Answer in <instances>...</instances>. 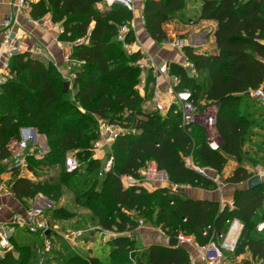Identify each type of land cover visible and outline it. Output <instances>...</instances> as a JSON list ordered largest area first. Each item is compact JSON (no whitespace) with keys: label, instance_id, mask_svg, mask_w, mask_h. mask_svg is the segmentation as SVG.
I'll return each instance as SVG.
<instances>
[{"label":"trees","instance_id":"trees-1","mask_svg":"<svg viewBox=\"0 0 264 264\" xmlns=\"http://www.w3.org/2000/svg\"><path fill=\"white\" fill-rule=\"evenodd\" d=\"M106 1L40 0L33 5L35 20L50 14L52 21L64 28L60 39L72 45L70 58L77 64L72 67L76 92L73 98L70 89L65 93L66 81L53 63L29 53H16L10 59L13 78L0 93V161L9 158L8 145L12 139L20 138L23 127L34 128L46 137L55 151L40 162L58 165L62 178L73 176L65 171L67 153L83 146L80 156L88 157L89 164L87 168L80 167L84 180L78 188L83 191L76 197V204L93 213L91 220L95 228L89 229V234L102 231L134 233L139 221H145L151 214L150 203L156 201L159 210L165 213L159 217L164 228L173 230L181 224L180 230L194 236L201 246L210 241V236L203 235L208 226L223 233L228 229V220L239 219L244 228L234 256L249 251L252 260L243 264H264V232L258 231V225L264 222V183L253 190H236L235 209L221 210L219 202L194 200L186 195L185 186L215 190L216 184L186 168L182 158L193 153L199 167L209 168L219 176L230 160L243 162L247 127L245 118L237 112L242 113V106L246 110L249 91L264 87V0H202L201 19L217 22L218 53L202 55L191 47L184 48L198 74H205L202 80L199 76V79L190 77L181 65L170 63L171 73L182 79L177 92L188 90L198 104L206 101L218 106V131L223 139L218 150L209 146L204 127L195 125L186 133L179 127V116L145 111L148 98L142 97L137 90L141 71L136 63L142 55H130L125 49V44H133L136 40L133 13L119 3L108 6ZM100 4L107 7L100 10ZM184 4V0H145L142 14L145 28L156 43L168 42L170 37L165 27ZM122 25L130 27L125 44L117 39ZM79 40L82 42L78 43ZM97 117L110 123L126 124L136 131V134L115 141L112 145L113 169L103 175L104 163L93 159L92 151L99 138ZM34 160L29 157L27 168L37 175L31 163ZM151 161L167 174L170 187L152 193L138 188L124 189L120 177L138 175ZM249 161L252 165L259 162ZM13 170L18 176L13 193L19 200L34 199L49 185L19 177L21 168ZM83 171L96 172L103 181L91 180L89 173ZM253 176V170L243 164L226 183L239 186ZM174 186L178 187L177 191H173ZM117 208H122V212H117ZM51 214L55 221L76 216L61 208L52 210ZM251 229L254 232L249 236ZM177 235L173 232L169 238ZM57 238L63 243L62 250L55 256L47 255L45 264H100L96 258L72 250L62 237ZM108 244L110 259L107 264H130L131 261L136 264H190L191 261L187 249L158 244L151 245L139 256L135 237L121 236ZM43 246L34 243L38 252ZM15 251L0 258V264H28L34 255L29 244L15 247Z\"/></svg>","mask_w":264,"mask_h":264},{"label":"built area","instance_id":"built-area-1","mask_svg":"<svg viewBox=\"0 0 264 264\" xmlns=\"http://www.w3.org/2000/svg\"><path fill=\"white\" fill-rule=\"evenodd\" d=\"M115 3H119L126 7L133 14L137 12L135 0H107L106 4L112 6ZM33 4L30 0H17L16 3V14L17 16H25L27 22L32 25H39L47 31H56L58 34L64 33V28L61 24L54 23L52 19H41L35 20L32 16ZM143 18V16H142ZM39 21V22H38ZM5 27H8L7 25ZM130 31L128 25H122L119 29L118 41L125 44L126 36ZM8 31L4 33V38L0 43V92L1 88L13 78V74L10 68V59L16 54L18 47H16L12 42L9 41L8 36L6 37ZM82 40H79L78 43H81ZM169 48H175L176 50H184L187 47L186 43L182 40H168ZM125 49L128 54L132 55L135 53H140L142 55L141 59L136 63L138 68L141 71V80L142 86L144 87L148 73L151 72L152 75L157 77H162L169 83V88L171 92L172 100L165 98L161 92L157 90L153 97L155 111H158L162 114L172 113L175 116H179L180 129L186 133H190L191 129L199 124L203 123L206 130V135L208 138V144L213 150H218L221 146L220 135L218 132V112L219 108L216 104L203 101L199 103L203 108H200L199 104L192 98L191 92L186 90L183 92H177L176 88L181 85L182 79L175 74L171 73L170 63L161 62L156 64L152 56L148 51L141 45V43L136 40L133 44H125ZM72 51V50H71ZM72 53V52H71ZM70 54L65 56V63L67 64V72L71 74L73 61L70 58ZM151 61V62H150ZM183 69L187 72L190 77L197 78L198 71L195 64L186 56L183 57V62L181 63ZM60 71V69H59ZM61 72V71H60ZM76 75L72 73L69 77L70 82L75 79ZM158 88V87H157ZM250 98L258 100L264 104V87L261 86L256 90H251L248 92ZM99 121V138L94 143L93 146V158L104 153L103 157L105 158L104 164V173H109L112 171L114 166V156L112 154V145L119 138L126 137L132 134H136L134 129L128 128L126 124L120 123H110L108 121L98 120ZM28 137H31L30 133ZM32 138V137H31ZM30 138V139H31ZM26 146V144L24 143ZM194 146V144H193ZM106 151V153H105ZM102 157V158H103ZM186 168L196 171L197 173L203 175L205 178L212 180L216 184L215 191L219 192L221 195L224 192V186L219 183V175L216 178L209 176V168L199 167L193 158V153L189 155L182 156ZM98 160V159H95ZM104 160V159H103ZM14 167L24 168L26 167L25 158L15 161ZM76 168V165L75 167ZM254 176L258 175L264 181V167H258L254 171ZM121 183L124 189L129 188H142L143 185H149L158 188H168L170 183L165 172L161 171L158 168V165L155 161L149 162L138 175H123L120 177ZM163 185V186H162ZM184 190L193 189L190 185L183 187ZM178 187L174 186L173 191H177ZM6 192L5 185L0 182V195ZM220 208H229L231 211L235 209V201L220 199ZM11 226L19 225L27 229L29 233L41 235L45 241L43 249L39 252L41 257V263H43L46 255L52 253L55 248L54 235L61 236L71 247L72 250H75L74 245L72 244V239H80L88 231H77L74 233H60L56 225L52 224L47 218L44 209L35 207L28 208L23 214L15 213L12 219L9 222ZM138 229L145 226L144 220H140L138 223ZM228 229L223 233H219L213 226H208L203 231L205 237L210 236V241L208 244L201 246L196 242L194 236H190L186 233L179 232L177 239L179 241L180 247L187 249L190 253L195 252L198 257L202 260L204 264H224L225 258L223 256L224 252L235 254L240 237L244 228L242 222L237 219H231L227 221ZM51 231V237L46 235L47 231ZM11 231H13L11 229ZM258 231L264 232V222L258 225ZM50 233V234H51ZM100 233V232H99ZM102 236L108 237L112 235L113 238L120 236H128L130 238L134 237V233H125L119 234L116 232L102 231ZM168 239H170L168 237ZM14 251V247L10 242L9 237L4 231V226H0V258L4 259L7 254ZM191 255V254H190ZM190 264H198L196 259L191 258Z\"/></svg>","mask_w":264,"mask_h":264},{"label":"crops","instance_id":"crops-1","mask_svg":"<svg viewBox=\"0 0 264 264\" xmlns=\"http://www.w3.org/2000/svg\"><path fill=\"white\" fill-rule=\"evenodd\" d=\"M30 1L34 5L40 0H30ZM184 1H185L184 7L176 13L174 18L165 27L168 32V36L170 38L172 37L178 38V36H181L179 39H182L186 43L187 47L193 48L199 54L215 55L216 53H218V47L216 45V38H215L217 22L201 19V8L203 5L202 0H184ZM144 2L145 0H135V5L138 10L135 14H133L134 20L132 22V26L133 29L135 30L136 38L141 43V45H143V47L148 51V53L152 56L156 64H158L159 61L161 60L160 62L177 63L181 65V63L183 62V57L185 55L184 50L177 51L176 49L167 47L166 45H164V43L158 44L148 34L145 28L144 20L142 18ZM16 3L17 0H0V43L4 38L5 35L4 33L8 31L6 37L8 36L9 41L12 42L16 47H18L16 53L30 52L32 53L31 55L32 57H38L39 59H42L45 62L53 63L58 69H60L61 73L64 76L66 75L68 76L69 75V73L67 72L68 66L65 63L64 59L66 55L72 52L71 45L69 43L61 42L60 41L61 39L59 38L60 35L56 31H50V32L43 31L41 27L37 25L29 24L25 16H17ZM140 10L141 12H139ZM6 25L8 27H5ZM148 76L149 77L147 84H150L151 91L153 92L154 91L153 78L155 77H153L151 72L148 73ZM150 78L152 79L151 81ZM155 80L157 81V84H159L158 85L159 91L163 94L165 98H168L167 101L172 100L173 97L171 96L169 83H167V81L162 77H157L155 78ZM22 130L23 129H21V131ZM29 133L33 140L32 143H30V145L32 144L35 148L37 146L41 147L43 145L44 148L48 150L46 137L38 134V132L37 135L34 136L32 132L26 131L24 133L25 136L23 137L20 133L22 140L24 138V142L26 141L29 142V140L31 141V139H29L28 137ZM21 137L18 140L12 139L10 141L8 145V151L10 154L9 158L2 162L0 161V182H3L6 188V192L0 195V226L1 225L4 226V231L6 235L9 237L13 247L26 246L28 243L29 244L31 243V239L25 235V233L29 234V232L25 227L19 225L11 226V224L9 223L13 215L15 213L23 214L25 210L28 209L30 203H32L33 200H35V202L37 203L35 204L36 207L45 206L43 202L39 199L42 194H39L34 199H24L23 201L17 199L14 196L13 185L15 180L18 178V176L14 175V170H13L14 166L12 160H15L14 157H16V155L14 154H16L17 152L14 153L13 151L17 143L21 140ZM34 155H35L34 151H32V155L29 156H34ZM36 158L38 159L39 157L36 156ZM27 167L28 166L26 165L25 168H21V171L19 172L20 173L19 177L28 178L36 183L37 182L48 183L50 181L51 179L50 177H44V175H41L40 171L38 170H37L38 174L36 175L32 171H30ZM247 168L251 170L250 167L247 166ZM208 174L212 178H216V176L218 175L213 170H210ZM223 174L219 176V183L220 185L222 184L224 186V192L222 194L221 199L228 201L233 199L237 186L225 183L226 178ZM193 189H195L196 191L190 192V194H188L186 190H184V192L188 197L194 200L211 198V194L216 192L215 190H205L202 188H193ZM42 208H44L47 218L56 224L74 222L75 218H77L78 220V217H80L77 214V212L74 211L73 213H75L76 216L73 219L67 221H55L52 218V214H51L52 210L49 209L47 210V208L45 207ZM78 224H79L78 221H76L75 226H78ZM11 229L13 231H11ZM71 230H81V229L77 227L76 228L71 227ZM98 233L99 232H97L96 234ZM54 236L55 237L53 238L55 241V249L52 253L48 254V256L50 257L53 255L55 256L58 253V251L62 250L61 244L63 243H61L60 240L57 238L61 236L59 235H54ZM135 236L136 235H134V237ZM92 237H93L92 234L85 233L82 236V238L78 239L80 242V246H82L83 249L90 248L92 243L89 242L88 239ZM44 241L45 239L42 237L41 242L44 243ZM38 245L39 244L36 243V246ZM152 245H156V244H152ZM158 245H166V244H158ZM14 251L13 253L16 252ZM87 254L88 255H85V257L92 256L90 252ZM190 254H191V258L196 259L198 264H204L194 251L191 252ZM230 256H234V255L231 254ZM39 257H40V253H39ZM246 260H252L249 251H247L245 254L239 257H234L232 261L229 260L227 263L224 262V264H243Z\"/></svg>","mask_w":264,"mask_h":264},{"label":"rangeland","instance_id":"rangeland-1","mask_svg":"<svg viewBox=\"0 0 264 264\" xmlns=\"http://www.w3.org/2000/svg\"><path fill=\"white\" fill-rule=\"evenodd\" d=\"M106 7H107V5H105V4H100L98 6V8L100 10H103ZM136 9H137V7H136ZM139 12H141V10ZM41 19H45V20L52 19V16L50 14H47L44 17H42ZM37 26H39V25H37ZM39 27H41V26H39ZM41 29H43V31L47 32V30H45L43 27H41ZM48 32H50V31H48ZM180 37L181 36H178V38L172 37V40H182V39H179ZM59 38H60V36H59ZM136 40H138V39L136 38ZM61 42H63V41H61ZM63 43H65V42H63ZM164 45L169 47L168 42L164 43ZM71 47H72V45H71ZM172 49H175V48H172ZM177 51H180V50L177 49ZM26 53H28V52H26ZM29 54L32 55V53H30V52H29ZM72 65L77 66L76 63H73ZM72 73H74L73 69L71 71V74L68 76L67 75L64 76L62 74L64 77V80L70 81L69 77L72 75ZM198 76L200 78V79L199 78L198 79L202 80L205 77V74H201ZM148 77L149 76H147L145 85L143 87L141 76H140V83L137 86V90L142 97L148 98V100H146V102H145V108H144L145 111L154 112L155 111V107H154L155 105H154V102L152 99V94L154 96L155 92H157V90L159 91V86H158L159 84H157V81L155 80V78H153L154 79L153 80L154 91L152 92L150 84H147ZM151 80L152 79L150 78V81ZM73 81L71 82V87H70L71 98L74 97V94L76 92V90L74 89V86H73L74 85ZM247 102H248V106H246V110H244L245 108L242 106L241 109H243L244 111L242 110V113H240V114H239V112H237L238 115H242L243 118H245V121H246L245 124L247 127L245 142L243 145V157H244L243 162L238 163L235 160H230L227 163V166L225 167V170L223 172L224 173L223 175L225 176L226 179H227V177L229 178L232 175V173L238 167H240L243 164L245 166L250 167V169H251L250 171H252V170L254 171L256 168L264 165V104L260 103L258 100L250 98V97H249V99H247ZM82 112H84V110H82ZM125 117H127V115H125ZM96 120H97V123L99 125L98 120H102V119L97 117ZM119 120L120 119H117V121H119ZM197 127L203 128L204 125L202 122H200L199 124H197ZM22 129L23 130L20 132L22 137L25 136L24 133L26 131L32 132L33 130H36L34 128H27V127H23ZM36 132H37V130H36ZM22 137H21V140H22ZM30 138L31 137H29V139ZM220 138H221L220 142L222 145L223 139L221 136H220ZM18 139H19V137L14 138V140H18ZM21 140L17 143V145L13 151L14 153L17 152L16 154H14V155H16V157L13 156L15 158V160H12L13 166L15 165L16 160L24 159V158H25V164L28 166L29 157H34V159H35L34 162L31 161V163L33 164V168L40 171L41 175H44V177H50L51 178L50 181L48 182L49 185L45 186V188H44L45 191L42 193V195L39 198L43 202V204L45 205L42 207L47 208V210L48 209L49 210H55V209L61 208V209H66L72 213L75 211L80 216V217H78V220H77V218H75L74 222L59 223V224L54 223L55 225H57L56 227L60 231V233L67 234V233H74L77 231H84L85 229H86L85 231H87L89 229L95 228V224L91 220V216L93 215V213L91 211L84 209L82 206L76 204V197L78 196V194L81 195L82 194L81 192L83 191V189L78 188L79 183L82 180H84V176L79 172L80 167L86 166V168H87V166L89 164V158L88 157H86L84 155L80 156V152L83 151V148H82L83 146L80 147V150H71L70 152L67 153L66 159H65V171L69 174H72L73 176H71L70 178H68V177L62 178L61 177V170H60V167L58 165L52 166V165H48V162H46V161L43 163L40 162V161H43L44 158L48 154L53 153V151H55V149H53L51 147V144L50 145L48 144V141H47V144H48V150H47L44 148L43 145L41 147L37 146L36 148L32 144L30 145V143H32V141H33L32 138H31V141L29 140V142H27V141L24 142V138L22 141ZM207 142H208V138H207ZM24 143L26 144V146L24 145ZM32 151H34V154L37 157H39L38 159L36 158L35 155L29 156V155H32ZM13 152H12V154H13ZM105 153H106V151H105ZM103 155H105V154L101 153V155L96 156L95 159H98L99 161H101L102 163L105 164V158L103 157ZM250 159H253V160H255L257 162L259 161V162L256 165L255 164L252 165L251 162L249 161ZM75 165H76V168H74ZM87 172L88 171H83V173H87ZM88 173H89L88 175L90 176L91 180L96 178L97 180H99V182L103 181L102 180L103 177H101L100 174L97 175L96 172H88ZM227 175H229V176H227ZM45 179H47V178H45ZM140 189H144V190L148 191L149 193H152L159 188L149 186V185H143L142 188H140ZM194 191H196V190L195 189L189 190L188 194H190V192H194ZM35 204H37V203L35 202V200H33L32 203H30V206L28 208H30V209L35 208L36 207ZM150 204H151L150 205L151 206L150 207L151 214L144 221L145 226L143 228L137 229L134 233V235H136L135 240L137 239L135 249L137 250L136 252L139 254V256L143 251H146V249L148 247H150L152 244H166L167 245L168 244L167 238L173 232L185 233L184 231L180 230L181 224H179V226L176 228L177 230L176 229H173V230L165 229L163 223L159 222L160 215H163L165 213L162 212L161 210H159V208L157 207L156 201L151 202ZM42 207H39V208H42ZM42 209H44V208H42ZM116 211L122 212V208H117ZM171 213L172 212H169V216H171ZM76 221H78V223H79L78 226H75ZM71 227H75V228L77 227V228H80L81 230H71ZM253 232H254V230L251 229V231H249V236ZM25 235L31 239V243L30 244L28 243V244L33 247V253H34L32 258L29 260L28 264H42L40 261L41 259L39 257L38 251L34 247V243H37V244L43 246V243L41 242L42 237L39 234H32V233H29V234L25 233ZM114 239L115 238H113L112 235L105 237V236H102V233L100 232L98 234L94 233L93 237L88 239V241L92 243L90 248L83 249L82 246H80L79 240L76 238L72 239V244L74 245L77 252H81L82 254H84L83 256L88 255L87 253L90 252L92 254V256H86V257L96 258L98 261H100V264H107L108 260L110 259L108 257L109 256V248L107 245H109L108 243ZM14 250H15V247H14ZM230 255H231V253H228V252L223 253V256L225 258L226 263L229 260L232 261L233 258L235 257V256H230ZM44 264H45V261H44ZM130 264H136V261L135 262L131 261Z\"/></svg>","mask_w":264,"mask_h":264},{"label":"water","instance_id":"water-1","mask_svg":"<svg viewBox=\"0 0 264 264\" xmlns=\"http://www.w3.org/2000/svg\"><path fill=\"white\" fill-rule=\"evenodd\" d=\"M160 63L161 62H159L158 64H160ZM70 87H71V82L70 81H66L64 83V91H65V93L69 92ZM32 133H33L34 136L37 135L36 130H33ZM263 183H264V181L260 178V176L255 175L252 178H250L245 184L237 186L236 190H253V189L261 186ZM189 190H191V189L186 190V192L188 193ZM221 197H222V195L219 192L216 191V192L211 194V198L202 199V200L212 201V202H219ZM50 233H51V231L49 230V231L46 232V235H49ZM168 247H171V248L180 247L178 239L176 237L170 238L169 241H168Z\"/></svg>","mask_w":264,"mask_h":264}]
</instances>
